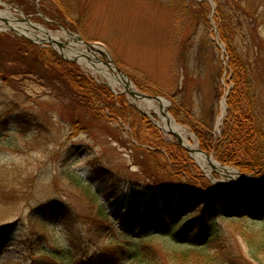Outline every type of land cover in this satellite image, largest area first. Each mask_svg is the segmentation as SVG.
Listing matches in <instances>:
<instances>
[{"label":"rangeland","instance_id":"1","mask_svg":"<svg viewBox=\"0 0 264 264\" xmlns=\"http://www.w3.org/2000/svg\"><path fill=\"white\" fill-rule=\"evenodd\" d=\"M192 1L196 4L188 0H0V17L6 22L5 15L17 24L24 23L21 15L25 16L52 38L66 42L68 54L86 52L102 60L64 31L103 46L137 94L113 86L80 63H69L82 78L107 90L113 104L105 108L97 102L101 107L90 113L78 107L70 110L71 103L51 97L43 81L0 71V228L12 233L0 264H51V259L35 253L42 248L60 250L64 259L72 256L69 264L108 254L117 260L112 264H128L129 255L122 256L116 243L109 242L111 238L124 242L113 232L117 230L114 214L122 203L109 204L112 197L134 202L142 194L151 195L150 188L167 186L215 197L233 192L241 199L257 197L264 189V173L234 183L239 181L237 176L213 166L207 173L193 158L203 152L230 173L243 174L204 151L200 137L221 135L227 97L234 87L218 19L222 10L225 21H230L233 4ZM242 1L256 8L249 16L230 21L227 33L245 64L246 94L256 104L255 115L264 132V0ZM0 30L4 38L26 41L1 20ZM11 51L0 44V67L3 63L20 67L19 61L12 66L5 61ZM12 58L17 56L13 53ZM138 94L164 99V112L191 135L190 143L196 145L192 154L161 130L160 117L150 107L157 103ZM175 146L179 150L173 151ZM171 166H176L175 171ZM183 166L188 171L179 173ZM203 198L193 213L197 219L209 206ZM244 208L246 213L227 218L220 217L224 213L207 215L206 229L213 230L215 237L204 243L208 246L204 255L187 248L186 241L174 246L163 239L149 241L145 255L161 264H211L239 256L249 264H264V223L255 217L263 211L253 202ZM103 210L109 216L106 223L99 215ZM32 232L45 233L48 241L35 239V249L25 255L20 241Z\"/></svg>","mask_w":264,"mask_h":264},{"label":"trees","instance_id":"2","mask_svg":"<svg viewBox=\"0 0 264 264\" xmlns=\"http://www.w3.org/2000/svg\"><path fill=\"white\" fill-rule=\"evenodd\" d=\"M213 1L217 4H233L231 7L230 21L249 16L254 8V4H247L242 0ZM188 4L196 3L192 0H188ZM200 4L206 3L200 2ZM223 13L224 12L221 10V15L218 14L220 39L227 48V66L232 73L231 81L234 87L227 97V110L221 126V135L216 137L209 133L199 136L201 137L203 150L212 152L213 157L221 164L235 166L246 175H256L264 173V132L259 123L260 121H258L255 115L256 104L251 98L248 99L246 94V90L249 88V82L246 78L245 64L242 62L240 54L233 46V38L229 37L227 33L230 21H225ZM238 27H242V25L239 24ZM0 44H6L7 49L12 50L10 53L8 52L7 59L5 60L8 61L9 65L12 66L18 61L21 62L18 69L17 67H7L3 63L0 67V71L3 74L29 75L39 81H43L47 90L49 89L48 94L51 97L71 103L70 110L78 107V109L81 108L84 109L85 112L90 113L95 112V110H97L96 107H101V105L105 108H109L111 105L113 107L112 101L109 99L110 94L107 90L105 91L104 88L95 86L90 79L82 78L76 67L59 60L52 52L39 49L24 41L9 40V38H4L2 34H0ZM13 53L17 56L16 60L12 58ZM34 64L35 67L33 66ZM56 86H60V88ZM242 87L245 90L243 93V90H241ZM97 102L102 104L97 105ZM177 149L179 150V148L175 146L172 150L177 151ZM171 168L173 169L172 171H175L176 166H171ZM180 169L181 170L178 171L179 173L188 171L185 166ZM85 185H87V183ZM156 195L157 196L151 199L139 201L138 203L137 201L136 203L124 201L123 205H125V207L123 215H115L113 223L117 230L113 232L124 242L123 244H118L115 238H111L109 242L116 243L115 249H118V252H121L122 256L129 255L128 259H130V263L128 264H161L156 261H154L155 263L151 262L147 255H145V250L147 249L146 244L153 239L167 240L174 246H182L181 243L186 241L187 248L198 250L201 255H204L205 249L208 247L207 244L204 243H209L210 240H214L215 237L212 235L213 230H210V228L206 229L207 223H209L207 222L209 219L207 215L212 216L218 213H224L221 214L222 218H226L227 216L225 215H240L241 213H246L244 212L246 211L244 207H246L249 202H253V207L257 205V208L259 207L264 213V190L259 192L257 197L241 199L236 195L218 199L210 195H174L173 199L168 194ZM203 197H206L207 200L210 201V204L205 214H202L201 218L197 219V216L195 217L193 213L196 210L195 207L205 199ZM111 199L110 203L116 198L112 197ZM161 201L164 203L163 212L158 208ZM263 213L255 216L259 223H264ZM99 215L105 220L104 223L109 220L107 211L103 210ZM195 220L198 221L195 222ZM201 224L202 227L199 230ZM11 234L9 230L0 228V254L5 246L12 241ZM35 239L38 241H48L45 233H30L20 241V243L25 246V255H31L32 252L30 249H35ZM50 243L55 245L54 242ZM198 244H203L204 246L200 247ZM120 249L121 251H119ZM35 253H38V255L42 254L48 257V259H51V264H57V260L64 261H60L61 264H69L72 260V256L71 258L68 257L64 259L63 256L60 255L62 253L60 250L50 252L42 248ZM187 255L188 254H185V256ZM31 261L33 263L35 260ZM86 261L87 262L81 261L80 264H112L111 261L114 262L117 260L113 254H108L100 255L99 257ZM256 261L261 263L259 258H257ZM249 263L248 260L239 256L236 259L232 257H224L223 260L215 259L211 264Z\"/></svg>","mask_w":264,"mask_h":264},{"label":"bare ground","instance_id":"3","mask_svg":"<svg viewBox=\"0 0 264 264\" xmlns=\"http://www.w3.org/2000/svg\"><path fill=\"white\" fill-rule=\"evenodd\" d=\"M5 16L7 17V20H8V22L6 24L7 27H11V28L15 29L18 32V34L24 35V36L31 38L33 40H36V41H43V39L49 40L50 37L48 35H44V36L40 35V37H35L30 32V29H29L30 27H28L27 25H25L23 23H18V24L15 23L13 18L10 15H8V16L5 15ZM66 54L68 55L67 57H69V58H75V54H68V53H66ZM79 63H81L82 65H84L88 69L92 70L94 73L99 74V75L103 76L104 78H107L113 86L121 87L120 84H123V82H121V80H119L120 78H118V76L113 75L111 72H109L107 70V68L103 67L101 64H98L96 66L91 65L90 63L86 62L85 58H83V59L80 58ZM166 105H167L166 102L162 100L160 103V110H159L158 106L153 107L152 104L150 106L160 116V122L158 123L159 127L164 132L174 133L175 135H177L182 140L184 147L191 149V150H194V148H196V145L195 146L191 145L190 141L192 140V138H191V135L189 134V132L186 129H184L182 126L178 125L173 120V118H171L170 116L166 115L165 117H162L160 115L162 113V111L165 110ZM221 117H219L218 123L221 122ZM193 158H194L195 162L197 163V165L200 166V168L202 170H205L207 173H208L207 168H209V166H213L221 172H226V173L231 174L232 176H237L239 178V181H237V182L233 181L234 183L242 182V178L240 176L236 175L235 172L230 173L229 169L224 170L223 168L220 167L219 164L214 162V160H212L211 158H207V157H205L201 154H197V153L193 154ZM232 179H233V177H232Z\"/></svg>","mask_w":264,"mask_h":264},{"label":"water","instance_id":"4","mask_svg":"<svg viewBox=\"0 0 264 264\" xmlns=\"http://www.w3.org/2000/svg\"><path fill=\"white\" fill-rule=\"evenodd\" d=\"M34 29L36 30H39L38 28L34 27ZM74 39L76 41H81V38L79 37H74ZM52 43L56 44L58 47L62 48L63 44H60L56 41H52ZM84 45L87 47L88 50H91V51H98V53L104 58V60L106 62H104L105 66H107L112 72H115L117 75H118V78H120L119 80H121V82H123V85H124V88L127 92H129L131 95H137L136 92H134L132 89H131V84L130 82L128 81L127 77L125 76V74L123 72H121L119 69L116 68V66L114 65V63L111 61V59L109 58L108 55H106L104 52L102 51H99V50H96L94 45L92 44H87V43H84ZM139 95V94H138ZM139 98H142V99H148V100H152L154 102H157L158 104H160L161 102V99L159 97H149V96H144V95H139L138 96ZM164 115V113H163ZM173 136L176 138L177 142H178V145L179 146H182V142H181V139L173 134ZM188 152H190L189 150H187ZM244 181H246L247 179L244 178Z\"/></svg>","mask_w":264,"mask_h":264}]
</instances>
